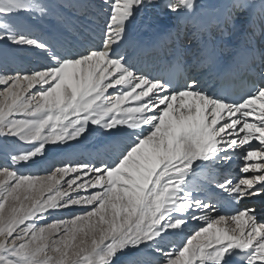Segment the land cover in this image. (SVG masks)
I'll use <instances>...</instances> for the list:
<instances>
[{
    "label": "snow or ice",
    "instance_id": "obj_1",
    "mask_svg": "<svg viewBox=\"0 0 264 264\" xmlns=\"http://www.w3.org/2000/svg\"><path fill=\"white\" fill-rule=\"evenodd\" d=\"M155 3L99 0L97 43L85 0L82 30L65 24L72 43L29 31L21 11L48 15L34 0H0V56L42 57L0 66V264H264V216L245 203L264 204V75L233 99L179 62L164 75L138 68L128 25ZM93 125L106 139L74 158L69 142ZM46 158L43 177L22 171ZM235 159L239 177L218 171ZM225 202L243 206L221 214Z\"/></svg>",
    "mask_w": 264,
    "mask_h": 264
},
{
    "label": "bare ground",
    "instance_id": "obj_2",
    "mask_svg": "<svg viewBox=\"0 0 264 264\" xmlns=\"http://www.w3.org/2000/svg\"><path fill=\"white\" fill-rule=\"evenodd\" d=\"M34 2L44 6L48 15L40 16L36 12L21 11L19 19L28 26L29 31L41 39L75 43L74 35L66 30L65 24H70L77 33L82 30V25L87 21L85 16L80 15V5L85 0H34ZM166 2L167 0H156L154 6L138 12L135 19L128 25L127 51L138 68L147 71L146 67L142 66L154 64L156 55L149 54L148 57L145 55V50L155 49L157 41L168 48L167 50L174 47L180 48L182 56L188 59V63H191L190 75L201 78L212 90L216 82L214 77L216 67L229 61L235 51L244 46L258 54L254 61L258 60L260 70H264V7H262L261 0H223L221 2L225 4L218 9H214V3L211 5L208 0H194L193 11L179 13L168 11L165 7ZM96 3H99V0H91L92 6L88 8L87 15L96 21V24L92 25L96 29L92 32V36L98 43L101 37L97 25L102 26L104 18L97 17ZM207 4L210 5V12L206 16L200 17L197 14L198 6L205 7ZM239 5H243V7H239ZM209 18L215 22L207 24ZM220 38L229 40L226 42L228 52L221 57L216 56V52L212 54L214 49L208 47L216 45ZM169 41H172L171 47L168 44ZM152 53H155L154 50ZM40 62H42V57L38 51H24L16 55L10 53L7 57L0 56V66L10 69H27ZM2 87L0 86V89ZM90 128V137L80 140L78 145L71 144L75 150L74 158H81V156L87 158L90 151L103 139H106V134L97 126L93 125ZM4 143L0 141V156L3 154ZM57 159H62V157H57ZM46 160L47 163L41 162L29 166V171L35 176L43 177L46 175L45 170L53 162L49 158ZM241 167V160L235 159L227 167L221 164L218 171L235 178L240 176ZM245 203L255 207L258 215L264 216V204H261L259 200L245 201ZM238 207H242V204L225 202L221 214H229L232 209ZM77 214L79 213L76 212ZM190 223L198 225V222L190 221Z\"/></svg>",
    "mask_w": 264,
    "mask_h": 264
},
{
    "label": "rangeland",
    "instance_id": "obj_3",
    "mask_svg": "<svg viewBox=\"0 0 264 264\" xmlns=\"http://www.w3.org/2000/svg\"><path fill=\"white\" fill-rule=\"evenodd\" d=\"M208 1L210 2L211 5L214 3V4H213V5H214V6H213L214 9H218L219 7H223V5L225 4V3H222V2H221V1H223V0H208ZM215 2H216V3H215ZM217 2H218V3H217ZM215 4H217V5L215 6ZM210 10H211V8H210V5H209V4H207V6H205V7H203V6H198V8H197V14H198L200 17H204V16H206V15L210 12ZM213 22H215V21H212V19L209 18V22H208L207 24L210 25V24L213 23ZM225 40H226V41H225ZM228 41H229L228 38H226V39H225V38H220V39L217 41L216 45H209L208 47H212V48L214 49V51L212 52V54L216 52V56H220V57H221V56H224V55L228 52V49H227V47H226V42H228ZM90 136H91V128H89L88 133H87V135H85L84 138H88V137H90ZM69 143H70V142H69ZM70 145H71V143H70ZM22 171H25L26 174H28V173L32 174V173L29 171L28 168H26V169H22ZM32 175H34V174H32ZM242 206H243V205H242ZM76 212H78V211L74 210V211L69 212V213H66V212L57 213L55 217H53V218H49L48 222L51 223L52 220L55 219V218H65V219L71 218V217H73L74 215H76ZM197 226H198V225H192V224L190 223V224H189V228L186 229V233H185V234H187L188 232L191 231L192 228L197 227ZM123 259H124V258L122 257V258H121V261H122ZM117 264H121V262L118 261Z\"/></svg>",
    "mask_w": 264,
    "mask_h": 264
}]
</instances>
